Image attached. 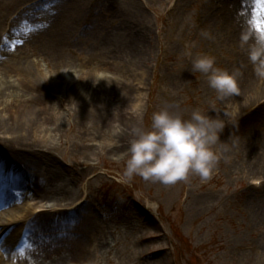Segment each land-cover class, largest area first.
Masks as SVG:
<instances>
[{"label":"rangeland","instance_id":"rangeland-1","mask_svg":"<svg viewBox=\"0 0 264 264\" xmlns=\"http://www.w3.org/2000/svg\"><path fill=\"white\" fill-rule=\"evenodd\" d=\"M0 13V59L34 65L43 92L31 131L19 136L0 129V147L31 146L33 139L41 146L37 136L46 137L79 198L61 210L87 200L99 217L108 252L96 254L95 264H264V93L255 100L239 91L222 97L191 63L206 53L237 74L238 88L247 80L253 89L264 87L240 46L245 29L264 31V0H0ZM0 77L10 94L21 87L16 72L4 74L1 65ZM61 88L77 89L85 99L97 94L116 117L94 118L104 132L85 138L74 115L80 111L62 104ZM164 106L185 118L199 110L224 123L211 179L191 174L166 185L125 175L138 109L150 127L152 114ZM113 124L126 139L118 151ZM33 203L25 197L17 205ZM5 214L9 221L12 214ZM59 231L50 239L72 236ZM3 236L9 245L22 238ZM74 257L53 264H73Z\"/></svg>","mask_w":264,"mask_h":264},{"label":"bare ground","instance_id":"bare-ground-1","mask_svg":"<svg viewBox=\"0 0 264 264\" xmlns=\"http://www.w3.org/2000/svg\"><path fill=\"white\" fill-rule=\"evenodd\" d=\"M0 22H3L1 13ZM2 25L3 23H0V28ZM0 41H2V37H0ZM0 65L3 66L4 74L16 72L22 81L21 87L13 89L15 93L10 94L7 92L9 84L6 79L0 77V111L4 113V115H0V129L9 135L24 136L22 132L27 130L30 132L39 120L35 108L38 106L39 96L43 92H41L42 88H40L37 78L38 71L34 65L21 62L19 58L14 57H8L3 61L0 59ZM251 86V81H245V84L239 88L240 97L243 99L249 97V100H255L264 93V87L258 90L254 88V90ZM73 90L66 91L61 88L56 92L60 94L63 105L65 102L67 105L75 107V111L77 109L80 111L74 115L82 128H85V138L102 134L104 132L102 130L106 126L96 123L94 118L97 122L100 120L102 122L108 117L114 119L117 114L111 111L113 109H104L101 100H99L102 97L99 98L97 94H94L90 99H85L75 92L77 89ZM6 98L11 99L6 101L8 105L4 104L3 99L6 100ZM11 109L17 113L15 114ZM19 112L23 113V116ZM113 128L115 132L120 133L115 134V140L118 143L114 150L118 151L124 148L126 139L120 126L117 127L113 124ZM37 137L40 142H43L41 146L36 139H33L34 144L26 146L29 148H21L20 145L0 147L2 148L1 153L6 154L2 156L4 159L0 158V162L4 160L8 165L6 168L1 167L0 169V207L4 206L0 208V240L7 233H9L10 239L22 237L17 243L10 245L8 244L9 239L3 244L0 241V264H53L55 260L62 259L70 253L71 255L74 253L75 256L71 260L73 264H95L96 254L108 252L99 217L94 213V209L89 207L87 200L81 202V206L79 204V207H74L72 211L61 210L66 206H73L79 198L72 192L68 180L61 174L55 163L53 153L50 151V143H47L46 137ZM6 148L9 149L6 150ZM25 197L32 198L33 207L17 205L18 201ZM8 211L12 216L9 221H5L4 217L7 216L5 213ZM67 213L73 214L69 215V219L68 216L66 218L68 229L66 225L64 226ZM76 213L78 220L73 218ZM138 227H141L140 223ZM59 229L61 230L59 232L67 231L72 236L55 237L57 240L50 239V232ZM20 230L25 233L19 234ZM24 238L32 239L31 243L29 241L25 243ZM20 242L23 243L19 250L13 248ZM45 246L52 248V254H49L50 251L44 248Z\"/></svg>","mask_w":264,"mask_h":264},{"label":"clouds","instance_id":"clouds-1","mask_svg":"<svg viewBox=\"0 0 264 264\" xmlns=\"http://www.w3.org/2000/svg\"><path fill=\"white\" fill-rule=\"evenodd\" d=\"M240 46L245 50L255 76L264 78V31L245 29L240 36ZM186 55L191 56V53ZM191 63L194 70L207 76L209 87L220 96L238 94L237 74L216 66L211 55L197 54ZM224 128L221 120L199 110H193L185 118L168 106L155 111L151 126L145 127L138 109V123L131 129L133 138L125 175L128 178L139 175L146 181L166 185L186 180L191 174L207 181L218 162L214 146Z\"/></svg>","mask_w":264,"mask_h":264}]
</instances>
